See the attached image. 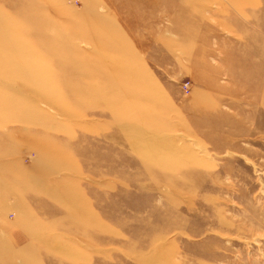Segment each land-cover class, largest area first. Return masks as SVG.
<instances>
[{"label": "rangeland", "instance_id": "obj_1", "mask_svg": "<svg viewBox=\"0 0 264 264\" xmlns=\"http://www.w3.org/2000/svg\"><path fill=\"white\" fill-rule=\"evenodd\" d=\"M0 228V264H264V0H0Z\"/></svg>", "mask_w": 264, "mask_h": 264}, {"label": "crops", "instance_id": "obj_2", "mask_svg": "<svg viewBox=\"0 0 264 264\" xmlns=\"http://www.w3.org/2000/svg\"><path fill=\"white\" fill-rule=\"evenodd\" d=\"M0 231H1V228H0ZM19 234H22V230L21 229H19ZM23 235V234H22Z\"/></svg>", "mask_w": 264, "mask_h": 264}, {"label": "built area", "instance_id": "obj_3", "mask_svg": "<svg viewBox=\"0 0 264 264\" xmlns=\"http://www.w3.org/2000/svg\"><path fill=\"white\" fill-rule=\"evenodd\" d=\"M185 88L189 90V86H188V84H187V85H185Z\"/></svg>", "mask_w": 264, "mask_h": 264}]
</instances>
